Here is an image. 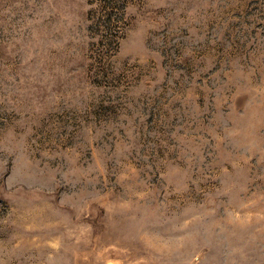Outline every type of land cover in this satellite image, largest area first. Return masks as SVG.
<instances>
[{
    "label": "rangeland",
    "instance_id": "rangeland-1",
    "mask_svg": "<svg viewBox=\"0 0 264 264\" xmlns=\"http://www.w3.org/2000/svg\"><path fill=\"white\" fill-rule=\"evenodd\" d=\"M0 264H264V0H0Z\"/></svg>",
    "mask_w": 264,
    "mask_h": 264
}]
</instances>
